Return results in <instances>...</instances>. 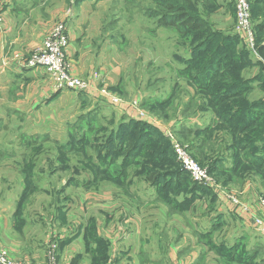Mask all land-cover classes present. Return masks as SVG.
Here are the masks:
<instances>
[{
  "label": "rangeland",
  "instance_id": "rangeland-1",
  "mask_svg": "<svg viewBox=\"0 0 264 264\" xmlns=\"http://www.w3.org/2000/svg\"><path fill=\"white\" fill-rule=\"evenodd\" d=\"M51 1L55 6H65L67 16L78 8V54H83L80 57L82 61L92 65L91 79H81L103 83L111 89L114 97L129 105L127 109L135 113L136 108L147 116L145 125L152 124L167 143L168 151L163 156L167 168H158V176L164 175L160 184L149 185L146 168L152 164L150 160H143L148 148L135 159L126 157L120 140H112L122 120L128 124L129 118L139 120L138 116V119H135L136 116L131 118L121 106L103 100L62 91L61 94L73 98L82 97L81 107L74 108L72 105L76 100L68 99L64 103L70 102L71 107L54 108L53 120L42 125V131H48L46 135L49 137H40L39 141L19 149L13 144L17 139L13 135L16 129L36 130L37 121L33 119L29 123L14 118L17 115L12 112H9L7 119L0 120V129L8 130L6 136L0 133V147L5 148L4 143L9 142V148L14 149L7 157L13 164L12 168H7V173L14 178L15 187L21 184V192L31 196L35 193L45 194L43 200L26 196L22 207H26L25 202H33L30 208L37 207L38 203L39 207L47 209L51 197L60 193L68 197L71 193L85 194L92 189L98 193L108 192L117 185L104 178L95 180L94 169L100 167L99 156L102 155L106 156L105 167L108 170L115 165L124 167V174L117 182L124 184V190H120L127 196L125 202L128 208L132 205L143 212L141 223L173 226L172 235L177 238L185 231L190 237L193 229L194 234L199 236L197 238L205 242V249L215 241V252L219 250L228 264H264V226L256 227L251 221L245 223L241 215L231 212L223 198L214 193L208 194L206 188L195 183L177 161L170 143L171 139L176 141L200 167L207 170L216 186L236 192L240 201L254 206L258 198L264 197V161L262 166L257 165L259 162L255 156L261 154L264 159V141H261L264 138V61L237 34L233 1L230 0L227 6L221 4L224 9L220 10L217 0H192L196 13L208 23L211 33L202 32L204 36L209 35V39L196 57L193 47L203 39L196 36L188 40L173 27H158L156 19L146 14L148 9L156 7L151 0H83L77 6H74L73 0ZM81 5L84 7L81 8ZM258 18L253 17V21L256 22ZM211 58L222 71L217 86L227 85L239 93L235 96L236 104L230 105L232 108H242L237 121L241 126L251 119L255 122L251 127L254 138L247 147L248 159L254 161L251 168L232 166L228 147L231 132L223 131L227 127L217 122L216 111L207 105L213 96H207L205 88H199L201 83L191 82V78L187 77L188 72L180 74L193 64L196 71L202 73V69L210 68L207 62ZM7 75L0 73V84L3 85L0 87V112H6L5 107L9 111L16 110V103L7 99L13 98L19 91L15 86L14 89L12 86L8 88L7 83L12 77ZM76 76L79 77L78 74ZM207 86L211 87L210 81ZM257 104L262 107L253 109L254 117L243 114L249 106ZM52 111H39V117L52 116L49 114ZM82 115L85 116L79 119ZM149 128L146 132L153 134L152 139L162 137ZM9 129L14 130L13 134ZM109 138L111 143L107 145ZM130 138L126 137L127 140ZM64 145L69 147V151H64L63 147H67ZM217 160H220L225 171L217 169ZM214 165L216 169L211 171ZM230 167L235 169L236 176L232 179L229 173L233 172H228ZM216 170L218 173L214 172ZM167 172L179 177H169L165 175ZM240 177H243V181H236ZM74 200L76 202L77 198L74 197ZM159 206L166 210L169 217ZM149 213L155 216L150 219ZM257 213L264 223V214L258 210ZM210 248L213 250V246ZM45 260L46 257L36 262L43 263Z\"/></svg>",
  "mask_w": 264,
  "mask_h": 264
},
{
  "label": "crops",
  "instance_id": "crops-1",
  "mask_svg": "<svg viewBox=\"0 0 264 264\" xmlns=\"http://www.w3.org/2000/svg\"><path fill=\"white\" fill-rule=\"evenodd\" d=\"M229 1L217 0L219 9L223 10ZM0 7L3 14L0 73L11 76V80L6 81L8 88L12 86L14 89L15 86L19 91L13 98L7 99L16 103V110L9 111L5 107L6 112H0V120L7 119L9 112H12L17 115L14 118L29 123L33 119L37 121L36 130L24 131L18 128L13 134L14 130L9 129L17 137L13 144L21 149L33 144L35 140L39 141L40 137L48 136V131H42L43 124L53 120L56 112L54 108L71 107L70 102L64 103L68 99L76 100L72 105L74 108L81 107L82 97L73 98L61 93L54 97L46 74L42 70L22 68L13 56L26 58L42 43L56 23L63 22L69 39L67 54L74 73L80 78L91 79L92 65L82 61L80 57L83 54H78V8L67 16L64 13L66 7L55 6L51 0H0ZM1 86L3 85L0 84ZM88 97L91 96H86ZM91 98L102 100L96 96ZM121 107L126 110L127 116H136L135 119H138L131 110L123 105ZM42 110H53L49 113L52 116L39 117V111ZM0 133L6 136L8 130L0 129ZM29 138L34 141L28 143ZM4 145L5 148L0 147V246L11 257L31 262L43 261L48 234L55 231L60 241L58 264H224L208 246L205 249V242L198 239L199 236L194 234L193 229L190 237L185 231L177 238L172 235L175 229L173 226L141 223L143 212L132 205L128 208L126 194L116 186L108 189V192L98 193L92 189L85 194L71 193L68 197L60 193L51 197L47 209L39 207L38 203L37 207L30 208L33 202H25L26 207H22L26 196L43 200L45 194L35 193L31 196L21 192V184L15 187L14 178L7 173V168L13 167L11 159L7 157H10L9 154L14 149L9 148V142ZM73 196L77 198L76 202ZM158 208L168 216L164 208ZM149 214L150 219L155 216ZM213 244L216 245L215 241Z\"/></svg>",
  "mask_w": 264,
  "mask_h": 264
},
{
  "label": "trees",
  "instance_id": "trees-1",
  "mask_svg": "<svg viewBox=\"0 0 264 264\" xmlns=\"http://www.w3.org/2000/svg\"><path fill=\"white\" fill-rule=\"evenodd\" d=\"M74 1V6H77L78 2H81L83 0ZM154 5H156L155 8H151L147 10V17L156 19V24L158 27H173L180 35H185L188 40L191 39V37H198L200 39H203V41L196 46L193 47V54L198 55L202 51L203 45L206 46V42L209 39V35L204 36L202 32L210 33V28L208 23L200 16L199 13H196V10L194 9V5L192 3V0H151ZM250 4V10H251V22L253 26V30L255 32V41H256V50L259 55V57L264 60V0H248ZM258 18L256 19V22L253 21V17ZM201 31L200 33H198ZM211 34V33H210ZM216 34V33H215ZM217 37V36H212ZM214 59L211 58L207 63L210 64V68L202 69L201 72L196 71L195 66L196 65H189L186 67L185 70L181 71L180 74L183 75L184 73L188 72L187 77L191 78V82H199L202 84V86H199V88L203 89L205 88L204 92L207 96H213V99L209 101V104H207L209 107L213 108L217 113V122L220 125H225L227 128H225L226 133L230 134L231 132V143L229 144V149L231 150V162L232 166L239 167V168H245L249 167L251 168L252 163H254L253 159H248V143L254 138V136L251 133V127L253 120L245 121L243 125L237 121V116L239 113H241L242 108H232L230 105L236 104L235 100L237 99L235 96L239 94L236 90H232L231 87L227 85H221L217 86L218 79L221 78L222 71H219L220 66L217 64H213ZM217 68V70H215ZM219 71V72H218ZM191 75V77H189ZM211 82V87L207 86L208 82ZM110 91L111 89L108 88ZM111 92V91H110ZM58 93H55L53 96L56 97ZM81 95V94H80ZM84 96V95H83ZM248 102V101H247ZM250 104V103H249ZM263 105V103H261ZM261 104H257L254 106H249V109L244 110L243 114L248 113V115L254 117V111L253 109L255 107H262ZM248 106V103L247 105ZM240 115V114H239ZM85 115H82L79 117V119L83 118ZM126 120V119H125ZM142 120H134L129 118V123L127 124L124 120L120 123V126L118 127V131H116L115 136H112L113 139H117V141L120 140L121 146L123 147V150L126 151L127 155L126 157L131 158H139V155L141 151L145 150V148H148V154L143 158V160H150L152 166L146 168L148 175L146 178V181L149 182V185H158L163 180V176H158V168L161 167V169L167 168L165 165V160L163 158L164 155L167 154L168 147L167 143L164 140L163 136L160 134V132L151 126L145 125L147 121ZM79 122V121H78ZM145 122V123H144ZM149 124V123H148ZM249 126V127H248ZM130 127V128H128ZM153 128V131L155 133L160 134L162 137H159V139L156 137V139H152L153 134L150 133V128ZM125 128L124 130H122ZM145 128V129H144ZM115 130L112 131L114 133ZM129 134V135H127ZM132 137L130 139H126V137ZM244 136V137H243ZM250 137V139H248ZM253 137V138H252ZM161 138V139H160ZM262 138V137H261ZM32 140V141H30ZM164 140V141H163ZM34 140L29 138L27 141L28 143H32ZM261 141H264V138H262ZM36 142V140H35ZM113 142V141H112ZM243 142V145L241 143ZM111 141L110 138L106 141L107 145H110ZM67 146V145H64ZM63 147V146H62ZM125 148V149H124ZM64 151H69V147H63ZM200 149L199 147L197 148ZM200 154H202L201 150H199ZM107 154V153H106ZM258 164L262 166V162L264 161L263 155H255ZM101 159V165L98 167V169L95 167V180L97 179H108L113 184L117 185L116 187L120 190L123 189L124 184L117 182L118 179H120L124 174V167L120 165L113 166L110 170L106 168L107 161H105L106 156H99ZM214 159H217L214 158ZM249 160V161H248ZM27 161H30L29 159ZM26 160L23 161L25 164ZM142 165V164H139ZM202 166V165H201ZM222 167V164L220 163V160H217V169ZM216 166L214 165L211 168V171L215 170ZM223 171H225L223 169ZM232 171L233 173H229L230 178H234L235 175V169L233 167L229 168L228 172ZM210 172V171H209ZM217 172L218 171H214ZM213 172V173H214ZM168 173V172H167ZM165 175H169V177H179L178 175L174 174L173 172L168 173ZM211 173V172H210ZM226 181H232V180H223ZM236 181H243V177H240ZM95 181H92L93 183ZM224 184H227L224 183ZM205 188V187H204ZM124 190V189H123ZM208 191V194H213L212 191L208 188H206ZM121 191V190H120ZM123 192V191H122ZM173 192V191H172ZM125 193V192H123ZM174 193V192H173ZM167 204L170 203L169 200L166 202ZM213 246V250L210 248L209 250L215 252V245ZM58 251V249H57ZM217 256L221 258V261L228 264L226 260L223 258L220 251H217Z\"/></svg>",
  "mask_w": 264,
  "mask_h": 264
},
{
  "label": "built area",
  "instance_id": "built-area-1",
  "mask_svg": "<svg viewBox=\"0 0 264 264\" xmlns=\"http://www.w3.org/2000/svg\"><path fill=\"white\" fill-rule=\"evenodd\" d=\"M232 1L236 12L235 30L245 45L250 50L257 52L249 1ZM2 15L0 7V33L2 32L3 24ZM68 47L69 39L66 25L63 22H59L53 26L42 43L35 47L26 58L20 55H15L13 58L17 59L16 62L24 69L42 70L48 78L49 89L53 93L71 91L78 95L96 96L114 106L123 105L128 108L127 106L129 105H124L122 101L114 97L103 83H98L94 80L87 81L74 74L73 65L67 54ZM260 60L264 61L261 58ZM134 105H136V102H134ZM134 111L139 120L147 121V116L144 113L136 108ZM170 143H172L177 161L195 183L210 189L212 193L223 198L228 203L231 212L241 215L245 223L251 221L256 227L264 226L263 218L257 213L258 210L264 214V197L258 198L256 203L254 202V206L240 201L236 192H228L216 186L207 170L200 167L176 141L171 139ZM48 236L46 240L45 262L39 263L13 259L6 249L0 246V264H58L57 249L60 243L58 235L55 231H51Z\"/></svg>",
  "mask_w": 264,
  "mask_h": 264
}]
</instances>
